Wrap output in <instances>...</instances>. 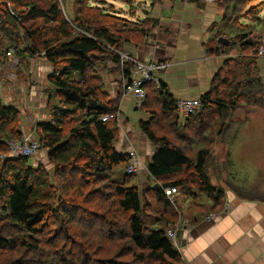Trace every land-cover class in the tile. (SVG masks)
Listing matches in <instances>:
<instances>
[{
  "label": "trees",
  "instance_id": "1",
  "mask_svg": "<svg viewBox=\"0 0 264 264\" xmlns=\"http://www.w3.org/2000/svg\"><path fill=\"white\" fill-rule=\"evenodd\" d=\"M66 1L0 0V65L13 50L17 72L27 73L30 60L44 53L54 86L49 118L35 132L48 158L35 166L30 157L10 155L8 142L30 132L21 110L0 93V264H186L177 240L168 236L180 221V200L206 195L214 204L222 201L227 189L213 183L211 170L223 174L230 153L225 163L211 166L221 142L216 137L240 106L264 108L258 66L264 41L254 29L264 25L258 7L264 0H214L223 15L208 27L204 46L207 55L225 59L188 118L180 121L177 99L163 80L153 99L146 90L140 108L150 117L138 126L154 147L147 165L154 180L142 187L131 185L135 173L126 169L132 155L117 143L120 132L127 136L116 117L122 79L118 96L109 99L102 70L111 62L110 72L130 77L133 63L122 58L126 45H139L155 31L165 41L170 30L151 15L126 17L107 0H73V14ZM109 114L115 117L104 121ZM121 164L125 169L115 178ZM167 187H180L181 198L171 201Z\"/></svg>",
  "mask_w": 264,
  "mask_h": 264
},
{
  "label": "crops",
  "instance_id": "2",
  "mask_svg": "<svg viewBox=\"0 0 264 264\" xmlns=\"http://www.w3.org/2000/svg\"><path fill=\"white\" fill-rule=\"evenodd\" d=\"M175 1L164 0L167 8L158 9L159 11L153 15L159 20L161 26L170 30L168 40L159 41L155 31L147 36L146 41L137 48L136 45L127 44L126 51L142 61L166 59L169 56L172 65L166 69L165 76L161 75L160 79L163 78L176 99L199 98L209 90L211 81L224 60L221 55H207L204 46V43L211 37L208 27L213 22L221 20L223 11L215 3L205 2L206 4L199 7L192 2L195 5L191 7L185 5V1L189 0H183V3L176 7ZM176 9L178 12H175ZM167 10H170L169 14L165 13ZM216 10L220 11V18H217ZM195 24L203 28V32L202 35H197L198 42L193 47L190 37H192L191 31ZM8 58L0 75L2 97L6 99L4 100L8 105L17 102L18 104L25 103L30 110L36 106L35 102L40 103L42 99L45 100L44 91L49 89V83L48 81L42 83V79L49 74L51 67L43 57H36L30 60L31 69L27 73H18L16 63L10 67L9 64L13 59ZM186 65H188L186 72L189 73L187 77L184 74ZM4 91L7 92L4 93ZM26 96L29 97V101L25 99ZM129 97L134 104L135 98ZM31 101L34 103L31 104ZM234 121L238 126L236 133L239 134L235 138L236 142L230 146H225L223 141L219 142V150L223 149L225 158L230 153V162L227 163L229 181L223 180L225 172L220 180L222 186L227 189L222 201L218 204L209 201L211 204L207 207L205 202L201 204L193 199L192 205L196 208L200 207L201 212L189 213L185 215L184 221L178 223L181 229L178 245L186 264H264V197L255 195L242 197L231 187L233 185L245 190L246 193L250 191L264 193V142L260 140L264 137V110L259 111L253 108ZM126 125L127 133L130 132V134L126 133L130 143L131 133L139 128L135 127L136 124L132 122L127 123V120ZM141 135L140 133L135 138L141 139ZM132 149L133 145L130 143L128 146L127 143L126 151ZM153 152V147L144 155L140 152L141 173L144 171L147 173L148 158ZM219 153L221 155L220 151ZM222 160H224L223 156ZM246 161L255 164L254 180L248 184L245 182L243 185L232 182V180L237 181L232 171H235L238 164ZM144 165L146 169L143 168L142 171ZM241 170L244 173L247 172L245 168ZM141 179H144L142 175L139 180ZM206 207L207 209H204ZM210 213H219V215L215 219L207 220Z\"/></svg>",
  "mask_w": 264,
  "mask_h": 264
},
{
  "label": "rangeland",
  "instance_id": "3",
  "mask_svg": "<svg viewBox=\"0 0 264 264\" xmlns=\"http://www.w3.org/2000/svg\"><path fill=\"white\" fill-rule=\"evenodd\" d=\"M107 1L109 3H112L113 5H115L116 9L121 11V13L124 16L129 17V18H133L135 20H139L140 18H144V17H146L148 15L153 16L156 11L162 10L165 7L167 8V5H165L164 0L163 1L162 0H128V1H126V0H107ZM261 1L262 0H255V3H258V2H261ZM127 2H129V3H127ZM175 3H177L175 6L178 7L179 4L183 3V0H176ZM66 4H67L68 12L70 14H73L74 13V11H73V9H74L73 0H67ZM157 5H159V6L157 8L156 7L154 8V6H157ZM185 5H189V6L193 7L195 4H193L192 2H189V1H185ZM187 7H186V9H187ZM258 7L260 9H262L261 16H263L264 15V5H259ZM216 11H217L216 14L218 15L217 18H220V16H221L220 11H218V10H216ZM168 12H170V10H167L165 13L169 14ZM175 12H178V10L176 9ZM250 23H252V22L249 20L248 24H250ZM254 29L256 30L257 33H259L263 37V41H264V25L261 24L259 26H255ZM191 32L193 34H192V37H190V39H192L191 42L193 44V47H195L196 42H198L197 35L198 36L202 35L203 28L201 29V27H199L198 25L196 26V24H195L193 26ZM146 38L139 45H136V48L139 47L140 45H142L146 41ZM167 40H165V41L159 40V41L166 42ZM150 41H153V40H150ZM128 44H130V43H128ZM132 45H134V44H131L129 46H132ZM125 52L126 53L122 54L123 60L130 61V62L133 63V67L130 70L131 71V76H132L133 75L132 71L134 69V62L132 60H130V59H134V60H137V61H142V60H140L136 56H133L132 53H130V52L128 53L126 51V48H125ZM7 55L8 56L9 55L14 56V51L13 50H9ZM176 58H178L177 55H176ZM223 58L225 59V56H223ZM11 59H13V60L11 61L12 63L9 64L10 67H12L17 62L14 59V57H12ZM159 60L163 61V63H165L167 65L165 68L160 69L156 73L161 78V75L165 76V71H166V69H168L172 65V61L169 58V56L166 59L163 58V59H159ZM110 63L111 62L108 63V66H109V67L107 66L108 69H110V67L113 66V63H111V64ZM0 66L3 68L2 65H0ZM258 66H259V74H260V76H261V78H262V80L264 82V56H261V58H258ZM184 67H185L184 68L185 69V73L184 74L187 77V76H189V73L186 72V70L188 69L187 68L188 65H186ZM50 69L52 70V67ZM108 69L102 70L103 71L102 77H103V80L105 81V91L109 94L108 97L110 99L113 96L112 91H115L116 93H118L117 90H118V82H119V80L122 79V85H124V82H126L127 77L121 78L120 73H118L117 71L116 72H110ZM47 77H48V75H46L45 79H42V83L43 82H47ZM192 78H194V77L192 76ZM161 80H163V78ZM156 84H157V87L153 86L154 90H151L150 87H145V89L147 91H149L150 100L153 99L154 95H155V97L157 96L156 94H157L158 89L160 88V85H159V83H156ZM0 86H1V84H0ZM1 92H2V90L0 89V93ZM6 92L7 91H4V93H6ZM44 92H45V100L42 99V101L40 103L35 102L36 106L31 108L30 110L27 108V105L25 103H19L18 104V102H17V103L13 104L16 107H18L21 110V112L23 113V116H22L23 117V128L26 131H29L32 135H35L36 125L39 122L48 120V118H49V113H48V110H47V98H48L50 93L54 92V86L49 82V89L45 90ZM1 96H2V94H1ZM129 96H132L134 98L133 94L129 93V94L125 95L124 91L122 92V94L120 96L121 97L120 98L121 111L116 113V117H118L117 120H118L119 126L121 128L120 131H122L124 134L127 133V131H126V128H127L126 120H127V123L130 122V124H131V122H132V124H136L135 127L139 128V126H138L139 121L141 119L142 120H147L150 117V115L148 113H146L144 110H142L140 108L141 106L140 107L136 106L135 100H134V104H133L132 100H131V97H129ZM4 99L5 98H3V100ZM25 99L27 101H29V97L28 96H26ZM5 100H4V102L6 103ZM53 101L54 102L57 101V98L55 97V95H53ZM30 103L32 104L34 102L31 101ZM9 104H12V103H9ZM129 105H133V106L130 107ZM253 108H257L259 111L261 109L264 110V108H262V107H257V106H253V105H242V106H240L233 113L231 121L229 122L224 134L221 137L220 136L216 137L217 138L216 142H218V140H221V141H223L225 143V146H230L233 142H236L235 138L238 137L239 134L236 133L237 129H238V126L235 125L237 123H235L234 119H238L239 116L243 117L246 113H248ZM260 113H263V112H260ZM188 117L189 116H187L186 118H188ZM186 118L180 119V121H184ZM232 125H234V127H232ZM240 129H241V126L239 127V131H240ZM158 131H159V133L161 132V130L159 128H158ZM140 133L142 134L141 135V139L135 138ZM127 134H130V132L128 131ZM242 135H244V134H242ZM130 136H132V138H131V141H130V139H129V141L133 145V149L131 151L135 152V157L139 161L138 172H135L136 174L132 178L131 185L132 184H137L140 187H142L143 185H147L150 182L152 183V181L154 179L149 177L148 170H147V173H146V171H144L145 174H144V172L141 173L140 165H141L142 158L140 156V152L143 153V155H144L145 153H147L150 150L151 147H153V145L150 143V141L147 139V137L140 130L135 129V131L132 132ZM127 138H129V137L122 135L121 132H120V136L118 137L117 143L121 146L120 148L123 151H126L127 143H128V146L130 145V143L128 142ZM260 140L264 142V137L260 138ZM247 144L249 145V142H247ZM219 147L220 146H219V143H218V145H216V147H215V156H213V157H215V160H213V162L211 163V166H213V167H215V165H217V162H220L222 164L225 163V161L222 160V156H223V159H225L226 155L223 152V149L219 150ZM153 150H154V147H153ZM219 151L221 152V155H220ZM47 153H48V151L46 149H41L35 156L29 158L30 163L32 165H34V166L37 165L39 162L46 163L47 162V158H48L47 157ZM151 156L152 155L149 156L148 162H149ZM254 166H255V164L250 162V161H246V162L238 164L237 167L235 168V171H232V173L234 174V177L237 178V181L232 180V182L234 181V182H237L240 185H243V184H245V182H246V184H248L251 181H253L255 176H256L254 174L255 170H256V167H254ZM225 167L226 168L223 170V172H225L224 173L225 176H224L223 180H227L226 182H228L229 179H227V178H228L229 170H227V164L225 165ZM143 168L146 169L145 165L142 167V171H143ZM244 168H245V170H247L246 173H244L241 170V169H244ZM124 169H125V165L124 164L118 165L116 167V170H115V173H114V177L118 178V174L122 173L124 171ZM218 170H220V169L219 168L218 169L215 168L214 171L211 170L212 181L215 184H220L221 183V185H222V182H220V180L223 177V174L220 171H218ZM141 175L144 178L143 180L142 179L139 180ZM250 193H251V195H253V193H255V194H257V196H263L262 195L263 193H261L259 191H250ZM178 198H181V195H179ZM197 201H199L201 204L203 202H205L207 207L210 206V204H211L209 202V201H211L210 198H208L206 195H200L198 197ZM207 207L204 208V209H207ZM180 209H181V214H182L181 218H180V221H184V219L186 218L185 215H188L189 213H193L195 211L201 212V208L200 207L196 208L195 206L192 205V199L191 198L188 199V200H185V201L180 200ZM218 215H219V213H218ZM159 225L160 224H158V226ZM175 229H176V240H177V243H178V236H179V232L181 231V229L179 227V224L175 227ZM13 256H14V254H13Z\"/></svg>",
  "mask_w": 264,
  "mask_h": 264
},
{
  "label": "built area",
  "instance_id": "4",
  "mask_svg": "<svg viewBox=\"0 0 264 264\" xmlns=\"http://www.w3.org/2000/svg\"><path fill=\"white\" fill-rule=\"evenodd\" d=\"M204 2L212 3L214 0H202ZM44 53L38 54L36 57H43ZM260 56H264V47L260 49ZM8 57L12 58L13 56L9 55ZM35 57V58H36ZM34 58V59H35ZM134 62V69L130 71V77L126 79L124 82L123 90L124 94H133L135 98V104L137 107H140L147 97V92L145 89V85L149 82L159 83L160 77L158 76L157 71L162 68H165L167 65L160 60L150 59L148 61H137L134 59H130ZM111 64V63H110ZM2 72V67L0 66V75ZM0 84L2 85V80L0 79ZM112 98H116L118 93L112 91ZM177 113L180 119L186 118L194 113L197 109L201 107V100L199 98H181L177 99ZM113 114H109L103 117V120L106 121L110 118H114ZM118 118V117H117ZM10 147V155L12 156H26L33 157L40 151V143L36 138V135H32L31 133H23V136L20 140H10L8 142ZM132 155V159L127 166L126 171L128 173L138 172V163L139 161L135 157L134 151H129ZM136 174V173H135ZM165 193L168 197H170L171 201H175L178 199L179 195H181L180 187H167L165 188ZM228 207V204H226ZM218 216L216 213H210L207 217V220L215 219ZM168 236L175 240L176 242V229H169Z\"/></svg>",
  "mask_w": 264,
  "mask_h": 264
},
{
  "label": "water",
  "instance_id": "5",
  "mask_svg": "<svg viewBox=\"0 0 264 264\" xmlns=\"http://www.w3.org/2000/svg\"><path fill=\"white\" fill-rule=\"evenodd\" d=\"M218 40H219L220 42L225 43V44H228V43H229V40L226 39V38H224V37H220V38H218ZM153 188H154V189H158V188H159V184L155 183V184L153 185Z\"/></svg>",
  "mask_w": 264,
  "mask_h": 264
},
{
  "label": "clouds",
  "instance_id": "6",
  "mask_svg": "<svg viewBox=\"0 0 264 264\" xmlns=\"http://www.w3.org/2000/svg\"><path fill=\"white\" fill-rule=\"evenodd\" d=\"M213 3V2H212ZM0 89H1V86H0Z\"/></svg>",
  "mask_w": 264,
  "mask_h": 264
}]
</instances>
